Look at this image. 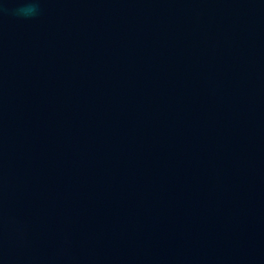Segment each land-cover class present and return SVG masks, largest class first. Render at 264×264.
<instances>
[{
  "label": "water",
  "instance_id": "1",
  "mask_svg": "<svg viewBox=\"0 0 264 264\" xmlns=\"http://www.w3.org/2000/svg\"><path fill=\"white\" fill-rule=\"evenodd\" d=\"M0 0V264H264V0Z\"/></svg>",
  "mask_w": 264,
  "mask_h": 264
},
{
  "label": "clouds",
  "instance_id": "2",
  "mask_svg": "<svg viewBox=\"0 0 264 264\" xmlns=\"http://www.w3.org/2000/svg\"><path fill=\"white\" fill-rule=\"evenodd\" d=\"M38 11H39L38 0H29V2L25 4V6L15 10L17 15L23 16L25 18H29L36 15Z\"/></svg>",
  "mask_w": 264,
  "mask_h": 264
}]
</instances>
